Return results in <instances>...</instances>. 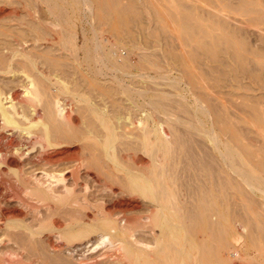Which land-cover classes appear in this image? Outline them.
I'll return each instance as SVG.
<instances>
[{
	"label": "bare ground",
	"instance_id": "obj_1",
	"mask_svg": "<svg viewBox=\"0 0 264 264\" xmlns=\"http://www.w3.org/2000/svg\"><path fill=\"white\" fill-rule=\"evenodd\" d=\"M40 1L53 24L39 15L35 0H0V264H235L236 243L230 237L237 243L246 238V264H264V143L244 142L231 126L226 107H221L225 104L218 107L215 90L196 92L192 111L180 99L183 110L192 115L186 121L189 129L168 133L164 121L154 120L156 110L165 104L150 99L157 84L152 90L151 84L135 81L133 70H146L139 64V59L141 64L148 60L140 52L145 48L144 44L140 49V42L151 44L156 36L154 22L163 19L166 25L179 23L190 42L198 44L193 52L159 47L165 49L162 60L177 66L194 88L196 76L188 70L192 62L214 61L207 73L208 78L219 74L214 88L231 75L238 78V73L264 84V71L250 70L247 58L236 51L231 40L196 27L194 12L185 5H180L178 14L160 9L159 2L150 11L148 0V6L143 0H70L80 7L70 13L64 7L69 1ZM253 2L244 0L243 6L256 10L250 7ZM138 4L151 12V20L155 13L154 25L143 20ZM258 8L257 13L262 10ZM94 11L97 15H92L94 23L89 29V15ZM263 12L260 17L264 20ZM107 24L110 29L103 30ZM105 34L115 41L108 43ZM128 40L139 50L133 56H139L136 66L121 55ZM158 40L167 42L164 37ZM133 47L128 48L135 50ZM161 78L165 81L168 76ZM179 81L168 80L170 85H166L176 89ZM141 98L145 106L138 103ZM257 104H252L254 112ZM255 115L264 127V115ZM205 120L212 129L206 128ZM217 131L228 139L223 141ZM130 136L147 160L136 155H130L128 163L121 160L118 142ZM195 136L208 139L210 145L198 152ZM92 171L97 184L104 182L119 191L122 196L117 204L90 203L88 177ZM234 174L239 182L232 178ZM137 196L147 204L145 217L130 215ZM141 232H148L152 241H133ZM105 244H118L115 260L76 257L81 250L92 252ZM251 248L258 259L248 254Z\"/></svg>",
	"mask_w": 264,
	"mask_h": 264
},
{
	"label": "rangeland",
	"instance_id": "obj_2",
	"mask_svg": "<svg viewBox=\"0 0 264 264\" xmlns=\"http://www.w3.org/2000/svg\"><path fill=\"white\" fill-rule=\"evenodd\" d=\"M36 1V3H37V11H38V13H39V15L45 20V21H48V22H51L52 24L54 23V21L47 15V12H46V6L39 0V2H38V0H35ZM65 1H69V4H66V5H64V7H65V9H67L70 13H71V11L74 13V12H78L79 10H80V7L78 6V5H75V3L73 4V1H70V0H65ZM129 1L130 0H123V3L125 2H128L129 3ZM144 1V3L145 2H147V0H143ZM143 1L140 3V2H138V3H140L141 5L142 4H144L143 3ZM150 0H148V7H146L148 10H150L151 8H152V6H153V4H154V2H155V4L156 5H158V7H160V9H164V10H170V9H172L175 13H180V10H181V7H180V5L182 6V8H184L183 6L185 5V7L187 6V7H190L191 9H192V12H194V19L195 20H193V22H194V24L195 25H197L196 27H199L200 26V28L202 27L203 29H205L206 31H208V32H210V33H212L211 35H215V36H219V37H224V39L226 40H231L232 41V43L235 45V48H236V51H238V52H240L242 55H243V57H244V59L245 58H247L246 60V64H249V65H247L248 66V68L250 69H253V70H256V71H260L261 69V71H264V60H263V58H264V20L263 19H261V17H262V13L261 12H263V10H264V0H252V2H253V5H251L250 7H255L256 8V10H253L252 8H249V7H247L246 8V6H243V1L244 0H157V1H150ZM178 1V2H177ZM181 1V2H180ZM246 1V0H245ZM151 2H152V5H151ZM159 2V3H158ZM162 2V3H161ZM239 2V3H238ZM249 2L251 3V0H249ZM72 3V4H71ZM150 3V4H149ZM158 3V4H157ZM254 3H256V4H254ZM71 4V5H70ZM140 4H138L139 6H141ZM189 4H190V6H189ZM210 4V5H209ZM233 4V5H232ZM238 4V5H237ZM70 5V7H68ZM75 6H76V8H75ZM151 6V7H150ZM232 6V7H231ZM143 7H144V5H143ZM142 8V6H141V13H142V11H143V16H144V19L143 20H146V21H151V24H153L152 23V21L154 22V21H157V19H156V15H155V13H154V15L156 16V17H154V15L152 16V18H154V20L152 19H150L151 17V15L149 14V13H151L150 11L148 12V10L146 9V8ZM149 7H150V9H149ZM202 7V8H201ZM218 7V8H217ZM259 7V8H258ZM8 8V7H7ZM169 8V9H168ZM194 8V9H193ZM257 8L260 10V9H262V10H260L261 12H258L257 13ZM70 9H72V10H70ZM78 9V10H77ZM140 9V8H139ZM145 9L147 10V12L148 13H146L145 12ZM206 9V10H205ZM249 9V10H248ZM152 10H153V8H152ZM194 10V11H193ZM171 11V10H170ZM211 11V12H210ZM256 11V12H255ZM153 12H154V10H153ZM95 13V11L92 13V14H90L89 16L91 17V19H88V28L90 29L92 26H93V23H94V19H93V17H92V15H95L94 14ZM145 13L146 14H149V16H145ZM214 13V14H213ZM217 14V16H216V14ZM264 13V12H263ZM197 14V15H196ZM200 14L202 15V16H200ZM215 15L216 17H213V15ZM97 15V14H96ZM95 15V16H96ZM221 15V16H220ZM199 18H198V17ZM212 16V17H211ZM224 18H223V17ZM256 16V18L259 16H261L260 17V19H261V23H260V21H258V19H259V17H258V19H256V18H254ZM220 17H221V19H220ZM143 18V17H142ZM146 18V19H145ZM147 18H149V20L147 19ZM205 18V19H204ZM212 20H211V19ZM218 20H217V19ZM160 18H158V20H159ZM204 19V20H203ZM209 19V21H206V20H208ZM255 19V20H254ZM161 20V19H160ZM157 21L156 23L154 22V24H155V26H153V28L152 29H155V30H152V31H154L155 33H154V35H156L155 37L153 36V38L151 39V44H148L147 45V43L145 42V41H143L142 43L140 42V44L142 45L141 47H140V49L144 46V44H145V48L143 49H141L142 51H140V52H142V53H144L145 52V54H147V59L148 60H146V61H142L143 62V64H141V62H140V59L138 58L139 56H137L136 55V57H134L133 58V56H135L134 54L136 53V51L137 52H139V50H137V45H134L130 40H128V42L130 41L132 44H133V46H135V50H133L134 49V47L132 46V44L131 43H128V42H126V46H127V48L128 47H133V51L132 50H130L131 48H126V46H125V44H124V46H125V48L128 50H126L127 52H131V55H130V53H128L127 54V52L125 51V48H124V50L122 49V47H120V49L121 50H123V51H121V55L124 57V58H127L128 57V64H130V65H132V64H134V61H135V65H133V66H136V65H138V64H136V62H138V59H139V64H140V66L142 67V68H145L146 70H142V69H140V70H142V71H140L139 69L138 70H133V72L136 74L135 76H137V78H138V80H137V78L136 77H133V78H135L136 80L135 81H140L141 80V82L142 81H144V82H147L149 85L151 84V88H152V90H156V89H153V87L154 88H157V90H159L158 92H157V90H156V93H152L151 95H150V99H154V101L156 100H159V101H161L162 100V102L164 103L165 102V104L163 105V107L165 106V108H163V107H160L158 110H156V114H154V120H155V122L157 123V122H160V121H164L165 123H164V125H165V129H166V131H168V133L170 132H177L180 128V130H182L181 132H178V133H182V132H184L185 130H188L187 129V123H186V121L188 122V121H190L191 119H192V115H191V113L190 112H185L184 110H183V108H184V104L182 105L183 106V108H182V106L180 105V102H178L180 99H182V100H180L181 101V104H182V102L183 101H185V102H187L188 103V109L189 110H191L192 111V109H193V102L194 101H196L195 100V98L197 99V96H196V92H197V95H198V93L199 94H201L202 92H204V93H215L213 90H215L217 93H215V97H216V103H218L217 105H218V107H220L222 104H225V105H222L221 107H223V106H225L226 107V115H227V117L231 120H229L230 121V124H231V126L233 127V128H235V130H236V132L238 133V134H240L241 136H243L245 139H244V142L245 143H247V144H255V143H257V144H255V145H257V146H261L264 142V127H263V125H261L260 126V124L258 123V122H256L257 121V119L256 118H254V117H256V115H255V113H261V115L263 116L264 115V84L262 85L261 84V82H260V84H259V81L260 80H257V79H255V78H251V77H249V76H246L245 74H239L238 73V78H235V75H231L229 78H227V80H226V82H225V84H222L220 87H218V88H214L215 86H217L216 84H217V80L219 79V74H213L212 76H210L209 78H208V76H207V73H208V71H209V69L212 67V66H214V61H211V60H205L204 61V63H201V64H197V63H195V62H192V63H190L191 65H190V67L188 68V70L191 72V73H193L195 76H196V83H197V85L195 84V86H197L196 88H194V86H192L190 83H188V80L186 79L187 77L184 75V74H182L180 71H178V67L177 66H174V65H172V64H169L167 61L166 62H164V60H162V56H163V52H165V49L167 50V47H171L172 49H174V50H176V49H180L181 51H190V52H193V50L198 46V44L195 42H190V41H192L191 39L189 40V38H191L190 36H187V35H184L183 33H182V27L179 25V23H178V25H177V23L176 22H169V23H172V24H168L167 23V25H166V22H164V23H162L164 20L162 19L161 21ZM203 20V21H202ZM221 20L224 22L223 24H222V22H221ZM230 22H229V21ZM216 21H217V23H216ZM160 22V24H164V28L163 27H161L160 28V26H159V24H157V23H159ZM213 22V23H212ZM225 22H226V25H225ZM230 23V25H229V23ZM92 25H91V24ZM174 23H176V24H174ZM206 23V24H205ZM214 23L217 25H214ZM234 23V24H233ZM256 23V24H255ZM221 24V25H220ZM207 25V26H206ZM224 25L225 26H227L226 28L224 27ZM109 26L110 25H104V27H103V30H107V29H110L109 28ZM143 26V25H142ZM161 26H163V25H161ZM167 26V27H166ZM220 28H219V27ZM222 26V27H221ZM230 26V27H229ZM155 27V28H154ZM159 27V28H158ZM212 27V28H211ZM224 27V28H223ZM232 27V28H231ZM159 29H164L163 30V32L161 31V30H159ZM222 29V30H221ZM225 29V30H224ZM244 29V30H243ZM180 30V31H179ZM210 30V31H209ZM212 30H214V31H212ZM228 30V31H227ZM239 30V31H238ZM260 30H261V32H260ZM225 31H227V32H225ZM244 31V32H243ZM258 31V32H257ZM160 32H162V33H160ZM214 33V34H213ZM217 33V34H216ZM219 33V34H218ZM222 33L224 34V35H222ZM228 33V34H227ZM231 33H232V35H231ZM90 35H91V33H90ZM221 35V36H220ZM238 37H237V36ZM108 36H110L109 34L107 35V34H105L104 35V38H105V40H107L108 39V43L110 42L109 40H111V43H113L114 41H113V39H111V36L110 37H108ZM184 36H186V38L184 37ZM200 35H196V37L198 38ZM164 37V39L166 38V41L168 42H166V44H164V42H163V44H161V42H160V40H158L157 41V39L159 38H163ZM222 37V38H223ZM107 38V39H106ZM168 38V39H167ZM213 37H206V40H208V42L210 41V42H212L213 41V39H212ZM157 41V43H155L154 41L155 40ZM186 39V40H185ZM237 39V40H236ZM239 39V40H238ZM154 40V41H153ZM228 40V41H229ZM260 40V41H259ZM127 41V40H126ZM162 41V40H161ZM186 41V42H185ZM231 41H229V42H231ZM145 42V43H144ZM239 42V43H238ZM125 43V42H124ZM158 43H160V46H159V44ZM243 43V44H242ZM246 43V44H245ZM140 44H138V48H139V46H140ZM155 44V45H154ZM169 44V45H168ZM177 44L179 45L178 47H177ZM146 45L148 46L147 48H146ZM153 45V46H152ZM161 45H162V47L165 45V49L164 48H162V49H164V50H162L161 48H159V47H161ZM171 45V46H170ZM173 45L175 46V47H173ZM196 47H195V46ZM239 45V46H238ZM241 45V46H240ZM242 45H244V46H242ZM247 45V46H246ZM123 46V45H122ZM123 46V47H124ZM191 46V47H190ZM194 46V47H193ZM241 47V48H240ZM261 47H262V49H261ZM153 48V49H152ZM184 48V49H183ZM240 48V49H239ZM245 48V49H244ZM192 49V50H191ZM244 49V50H243ZM130 50V51H129ZM154 50V51H153ZM180 50H178V51H180ZM196 50V49H195ZM260 50V51H259ZM120 51H119V53H120ZM161 51H163V52H161ZM244 51H246V52H244ZM124 52H126L125 54H127V55H129V56H126L125 54H124ZM133 52V53H132ZM135 52V53H134ZM150 52V53H149ZM156 52V53H155ZM163 53V54H162ZM254 53V54H253ZM125 56H124V55ZM133 54V55H132ZM138 54V53H137ZM140 54V53H139ZM138 54V55H139ZM156 54V56H154ZM159 54V55H158ZM161 54V55H160ZM152 56V57H151ZM246 56V57H245ZM155 57V58H154ZM162 57V58H161ZM227 58H226V61H228L229 63H232V65H234V66H236V63H235V61L234 60H232V57L230 58V56L228 57V56H226ZM132 58V60H130V59ZM250 58V59H249ZM153 59H155V60H153ZM148 61H150V62H152L153 64V66L150 64V62H148ZM154 61V62H153ZM208 61V62H207ZM261 61H262V63H261ZM131 62H133V63H131ZM155 62H157V63H155ZM161 62V63H160ZM166 63H167V65H166ZM212 63H213V65H212ZM261 63V64H260ZM156 64V65H155ZM202 64H204V66L202 65ZM208 64V65H207ZM260 64V65H259ZM148 65H149V67H150V69L149 68H147L148 67ZM161 65V66H160ZM166 65V66H165ZM207 67H206V66ZM210 65V66H209ZM172 66V67H171ZM199 66V67H198ZM202 66V67H201ZM255 66V67H254ZM140 67V68H141ZM152 67V68H151ZM156 67H158V68H156ZM161 67V68H160ZM167 67V68H166ZM199 69H198V68ZM201 67V68H200ZM206 67V68H205ZM257 67H258V69H257ZM192 68V69H191ZM205 68V69H204ZM256 68V69H255ZM154 69H156V70H154ZM168 69V70H167ZM201 69V70H200ZM204 69V70H203ZM208 69V70H207ZM250 69V70H251ZM164 70V71H163ZM148 71V72H147ZM158 71V72H157ZM193 71V72H192ZM147 72V73H146ZM162 72V73H161ZM166 72V73H165ZM139 73V74H138ZM197 73H199V74H197ZM152 74V75H151ZM138 75H141V76H138ZM154 75V76H153ZM142 76H144V79H142L143 77ZM159 76V77H158ZM164 76H168V78H166L165 79V81H164V79H162L161 77H164ZM176 76V78H174ZM214 76H215V78H214ZM218 76V77H217ZM233 76V77H232ZM148 77H150V79H148ZM179 77V78H178ZM197 77H199V78H197ZM213 77V78H212ZM132 77L130 78V79H133ZM152 78V79H151ZM212 78V79H211ZM155 79V80H154ZM174 79H176V80H180L178 83H180V84H178L177 85V87H176V89H174L172 86H168V85H166L167 83L170 85V83L169 82H167L168 80L170 81V80H174ZM202 79V80H201ZM213 79H215V80H213ZM217 79V80H216ZM229 79H230V81H229ZM147 80H149L150 82H152V83H150L149 81H147ZM204 80V81H203ZM256 80V81H255ZM161 81V82H160ZM141 82H139L140 84H141ZM165 82V83H164ZM138 83V84H139ZM162 83V84H161ZM201 83V84H200ZM209 83V84H208ZM213 84V85H212ZM188 85V86H187ZM200 85H201V87H200ZM212 85V86H211ZM157 86H159V87H157ZM203 86V87H202ZM211 86V87H210ZM214 86V87H213ZM224 88H223V87ZM263 86V87H262ZM150 87V86H149ZM160 88V89H159ZM168 88V89H167ZM191 88H192V90H191ZM208 88V89H207ZM214 88V89H213ZM186 89V90H185ZM194 89V90H193ZM197 91H196V90ZM201 89V90H200ZM210 89H212V90H210ZM167 91V92H166ZM170 92H171V94H170ZM169 93V94H168ZM178 93V94H177ZM223 93H225V95L223 94ZM231 93V94H230ZM158 94V95H157ZM162 94L164 95V96H162ZM175 94H177V95H175ZM219 94V95H218ZM195 95V96H194ZM224 95V96H223ZM231 95V96H230ZM152 96H154V98L152 97ZM168 96V97H167ZM170 96H171V98H170ZM175 96V97H174ZM194 98H193V97ZM222 96V97H221ZM263 96V97H262ZM157 97V98H156ZM165 97V98H164ZM175 98H178L176 101H173V100H175ZM192 98V99H191ZM252 98V99H251ZM255 98V99H254ZM260 98H261V100H260ZM161 99V100H160ZM169 99V100H168ZM173 99V100H172ZM227 99V100H226ZM256 99H258V100H256ZM145 102V100L144 99H139V104L141 105V103L143 102V101ZM170 100H172V102L170 101ZM187 100V101H186ZM219 100V101H218ZM229 100V101H228ZM263 100V101H262ZM167 102V103H166ZM174 102H176V104H174ZM177 102H178V104H177ZM224 102V103H223ZM253 102V103H252ZM261 102V103H260ZM192 103V104H191ZM228 103H230V104H228ZM255 106L257 103H259V105L257 104V109L255 110V112H254V110H253V105ZM256 103V104H255ZM143 104V103H142ZM220 104V105H219ZM227 104V105H226ZM173 105H175L174 107H173ZM187 105V104H186ZM192 107H191V106ZM249 105V106H248ZM141 106H145V104H143V105H141ZM178 106V107H177ZM181 107V108H180ZM177 108V109H176ZM192 108V109H191ZM230 108V109H229ZM161 109V110H160ZM162 109H164V110H162ZM171 109V110H170ZM253 110V111H252ZM138 111V110H137ZM262 111V112H261ZM136 112V111H135ZM177 112V113H176ZM171 114V115H169V114ZM136 114H137V116L139 115L140 116V110L138 111V112H136ZM176 114V115H175ZM159 115V116H158ZM163 115V116H162ZM138 116V117H139ZM171 116H172V118H171ZM176 116V117H175ZM194 116V115H193ZM160 117V118H159ZM168 117V118H167ZM264 117V116H263ZM171 118V119H170ZM181 118V119H180ZM186 118H188V119H186ZM202 118H205V116H202ZM174 119V120H173ZM179 119V120H178ZM169 121V122H168ZM172 121V122H171ZM176 121H177V123H176ZM180 121H181V123H180ZM184 121V122H183ZM167 122V123H166ZM183 122V123H182ZM117 123H118V121H117ZM176 123V124H175ZM181 124H183V125H181ZM205 126H206V128H209V129H212L211 128V124L208 122V121H206L205 120ZM178 125H179V127H178ZM236 125V126H235ZM183 126V127H182ZM186 126V128H184ZM176 127V128H175ZM238 127V128H237ZM178 128V130L176 131V129ZM175 129V130H174ZM119 132L120 133H122V130L121 129H119ZM219 132V133H218ZM217 133L218 134H220V138L223 140V141H226L228 138L227 137H225V136H223L222 134H221V132L220 131H217ZM263 136V137H262ZM261 137H262V139H261ZM129 138H131V139H129ZM129 138H124L123 139V137L119 140V142H118V144H119V146H118V153L120 154V158H122L121 160L122 161H124V162H129L128 161V157L130 156V155H136V156H139L140 158H144V159H146L147 160V157H146V155H144L145 153L143 152V151H141L140 150V148L138 147V145H137V141H136V139H133V137H129ZM198 138V139H197ZM204 140H203V139ZM261 139V140H260ZM195 140H196V146H195V149L199 152V151H201L200 150V148L201 147H206L207 145L209 146L210 145V142L208 141V139H206V138H204V137H201V136H195ZM260 140V141H259ZM263 140V141H262ZM121 141H122V143L123 142H125V143H121ZM127 141H128V144H129V142H130V146H131V148L128 150V146L129 145H125V144H127ZM134 142V144H132L133 142ZM200 141V142H199ZM201 141H202V143H201ZM201 144H199V143ZM259 142H262V143H259ZM204 143H206V144H204ZM122 144V145H121ZM133 146H132V145ZM197 144H199V145H197ZM260 144V145H259ZM120 145L122 146L121 148H119L120 147ZM124 145V146H123ZM264 145V144H263ZM126 146V147H125ZM135 146V149L137 148V150L138 151H140V152H138L137 150H135L133 147ZM137 146V147H136ZM128 147V148H127ZM198 147H199V150H198ZM126 148H127V150H128V152L126 151ZM133 148V149H132ZM125 149V150H124ZM123 150V151H122ZM127 153H126V152ZM135 151V152H134ZM124 152V153H123ZM132 153V154H131ZM124 154H126L125 156H124ZM180 172H182V170H180ZM91 176L90 177H88L89 179H88V194H89V197H90V203L91 204H93L94 202L95 203H98V204H100V206H103V207H110V205H115V204H117L118 203V201L120 200L119 198H120V196H122L120 193H119V191L118 190H116V189H114V190H112L110 187H108V186H105L104 185V182L103 183H101V184H97L96 182H95V180H96V177H95V173H94V171H92L91 172V174H90ZM94 178V179H93ZM232 178L235 180V181H240V178L239 177H237L235 174L234 175H232ZM236 178V179H235ZM238 179V180H237ZM96 186V187H95ZM107 187V188H106ZM108 189H110V190H108ZM90 190V191H89ZM106 190H107V192H106ZM114 192V193H113ZM118 196V197H117ZM139 197V198H138ZM137 199H138V203H135L134 204V206L135 207H133V209H132V213L130 214V215H134V216H137V215H140V216H143V217H145V215L147 216V204H146V202H145V200H144V198H140V196H137ZM101 200V201H100ZM99 201H100V203H99ZM102 203H103V205H102ZM139 206V204H140V206H139V208H137V205ZM144 204V205H143ZM111 206V207H112ZM144 209V210H143ZM145 213V214H144ZM115 214H116V217H119L120 216V214L118 213V211L117 212H115ZM142 214V215H141ZM230 239L233 241V242H235L236 243V248H233V250H236V252H235V254H237L238 255V258L236 257L235 258V256H237V255H235L234 257H233V259H235V261H233L235 264H246L247 263V261H245L246 260V250H245V248H246V238H244V237H242L240 240H238V243H237V241L236 240H233V238H231L230 237ZM244 239V240H243ZM142 241V242H144V243H150L151 241H152V236L148 233V232H141V233H139V234H137L136 236H134L133 237V241ZM243 242V243H242ZM238 244V245H237ZM118 246V244H115V245H111L110 246V244H105V246L104 245H101L100 247H98L96 250H94V251H92L91 252V250L90 251H87V250H81V251H79L78 252V255L76 256L77 257V259H78V257L79 258H81V257H88L87 259H96L97 260V258H98V260H101V261H103V260H105V261H111V260H115L114 258H116L117 257V247ZM115 247V248H114ZM238 248V249H237ZM103 249H104V251H103ZM244 249V250H243ZM252 251V252H251ZM83 252V253H82ZM96 252V253H95ZM98 252V253H97ZM113 252V253H112ZM245 252V253H244ZM251 252V253H250ZM86 253V254H85ZM91 253V254H90ZM107 255H106V254ZM243 253V254H242ZM80 254V255H79ZM84 254H85V256H84ZM96 254V255H95ZM240 254L242 255V256H240ZM248 254H250L251 256H255L257 259H258V257L256 256V251L255 250H253L252 248L250 249V251H248ZM86 255H88V256H86ZM93 255V256H92ZM98 255V256H97ZM226 255H227V253H226ZM243 255L245 256V259H244V257H243ZM81 256V257H80ZM103 256V257H102ZM102 257V258H101ZM241 257H242V259L244 260V261H240V259H241ZM104 258V259H103ZM112 258V259H111ZM239 259V260H238ZM238 260V261H237ZM258 262V261H257Z\"/></svg>",
	"mask_w": 264,
	"mask_h": 264
}]
</instances>
